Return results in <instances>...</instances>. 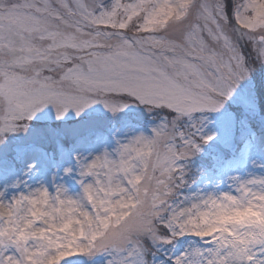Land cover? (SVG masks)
I'll return each instance as SVG.
<instances>
[{
	"label": "snow or ice",
	"instance_id": "obj_1",
	"mask_svg": "<svg viewBox=\"0 0 264 264\" xmlns=\"http://www.w3.org/2000/svg\"><path fill=\"white\" fill-rule=\"evenodd\" d=\"M0 264H264V0H0Z\"/></svg>",
	"mask_w": 264,
	"mask_h": 264
}]
</instances>
